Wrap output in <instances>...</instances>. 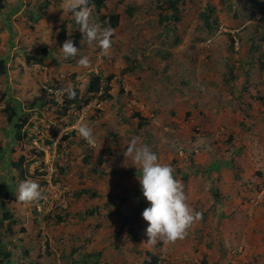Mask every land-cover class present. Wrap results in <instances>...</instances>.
<instances>
[{"label": "rangeland", "instance_id": "obj_1", "mask_svg": "<svg viewBox=\"0 0 264 264\" xmlns=\"http://www.w3.org/2000/svg\"><path fill=\"white\" fill-rule=\"evenodd\" d=\"M171 1L87 6L101 30L120 13L104 56L61 0H3L0 257L11 252L10 264H151L154 254L156 264H264V0H177V12ZM128 5L137 8L133 15ZM64 24L66 39L79 48L76 58L63 56ZM80 56L88 58L86 67ZM92 73L113 75V98L86 91ZM46 85L63 97L64 89L79 86L82 105L66 112ZM8 104L18 112L12 122ZM137 111L149 120L142 127ZM26 114L19 137L16 124ZM81 117L93 128L95 146L75 130ZM133 135L175 169L188 204L202 212L184 239L147 241L142 212L150 202L140 168L126 154ZM47 178L67 186L61 196L67 208L40 211L36 201L17 199L21 182L42 187ZM84 188L99 194L79 195Z\"/></svg>", "mask_w": 264, "mask_h": 264}, {"label": "clouds", "instance_id": "obj_2", "mask_svg": "<svg viewBox=\"0 0 264 264\" xmlns=\"http://www.w3.org/2000/svg\"><path fill=\"white\" fill-rule=\"evenodd\" d=\"M60 5L64 11L73 13L76 24L83 35H86L88 43H98L102 55L108 56L113 44L114 29L108 27L101 30L97 25L90 23L87 0H61ZM61 49L66 59L78 56L79 48L72 39H66ZM78 64L86 67L89 60L80 56ZM64 91L69 99L76 96V90L71 86ZM75 130L89 145L95 146L97 140L90 122L81 117ZM126 154L135 161V166H139L138 179L141 190L150 202L142 212L143 218L149 222L146 228L147 241L155 244L158 238L167 242L184 239L192 224L202 217V212L188 204L184 185L174 176L175 169L170 164L160 163L156 152L152 151L147 143H142L136 135L131 136ZM18 192L17 199L21 202H35L45 198L41 185L32 179L21 182Z\"/></svg>", "mask_w": 264, "mask_h": 264}, {"label": "trees", "instance_id": "obj_3", "mask_svg": "<svg viewBox=\"0 0 264 264\" xmlns=\"http://www.w3.org/2000/svg\"><path fill=\"white\" fill-rule=\"evenodd\" d=\"M3 0H0V6L3 5ZM105 0H87V6H92L95 5V7L97 9H101V7L104 5ZM170 5L173 8L174 12H177V0H172ZM137 8H135V6L132 5H128L126 8V11L130 14L133 15L134 12L136 11ZM120 13H112L108 16V20L105 23L106 26L114 28L117 27L119 25L120 22ZM165 17L163 14H160V18L163 20ZM169 19L171 18V16H168ZM203 18L204 21L208 23L209 25V14L205 13L203 14ZM172 19V18H171ZM177 19H179L177 17ZM58 36L60 37V39L62 41H64L67 38V30H66V24H64L61 28V31L59 32ZM63 43V42H62ZM28 62H31L34 58H32L31 56H27L26 57ZM40 61H42V59H39ZM113 79V75L110 76H106L103 77L100 73H92L91 77L89 78L88 81V85H87V92L90 93L93 96H97L100 100H107V99H111L113 98V94L111 92L112 89V85H111V80ZM73 88H75L76 90V96L74 98L69 99L67 94L64 97V101H63V107L65 109V111L67 112L69 110V108L73 105H82L81 104V100H82V95H81V90L80 87L75 85L73 86ZM90 101L89 98H86L85 103ZM6 111H8V120L10 122L13 121L14 117L16 116L17 109L15 106H9V104L6 106ZM10 110V111H9ZM136 117L139 118L140 122H139V126H144L148 123V119L146 116H144L140 111L134 112V114ZM29 115H21L20 121L16 124V127L18 129L17 135L20 137L21 136V130L25 127V125H27L28 120H29ZM107 151V150H106ZM109 151V150H108ZM24 160V157L21 158L20 162H18V165H20L22 163V161ZM104 161V156L101 155V157L99 158V163H102ZM94 171H98V168L96 167ZM101 174H104L105 172L101 171ZM186 175H184V178L186 179ZM214 195L216 197H218V192L216 190L213 191ZM82 194H87L89 196H98V192L95 190H92L90 188H84L83 190H81L79 192V195ZM8 192L6 193V197L8 196ZM3 205L5 206L6 202L5 200L2 201ZM142 204H139L137 207V211L139 212V207H141ZM5 215L12 218L13 215H11V212H9V210L5 211ZM59 219H61L60 216H58ZM16 221V219L14 220V222ZM151 255V254H150ZM11 256L12 253L11 252H6L5 254V258L4 257H0V264H10L11 263ZM158 261V256H156L155 254L152 256L151 259V264H156ZM202 264H207V260H202ZM219 264V263H217Z\"/></svg>", "mask_w": 264, "mask_h": 264}, {"label": "built area", "instance_id": "obj_4", "mask_svg": "<svg viewBox=\"0 0 264 264\" xmlns=\"http://www.w3.org/2000/svg\"><path fill=\"white\" fill-rule=\"evenodd\" d=\"M211 39L208 40L210 42ZM39 69L47 71L48 67L45 64H38L37 65ZM46 88L50 91L53 96L61 100L63 103L64 101V93L59 88H54V86H47ZM37 147H41L38 141H35ZM42 148V147H41ZM46 150V148H43ZM66 187V193H67V186H65L62 182L53 181L51 178H47V182L42 186V190L44 192V199H41L40 201H36V207L41 211L43 209H46V207H49V209H54L56 207L67 208L69 206V202L61 196L65 192Z\"/></svg>", "mask_w": 264, "mask_h": 264}]
</instances>
